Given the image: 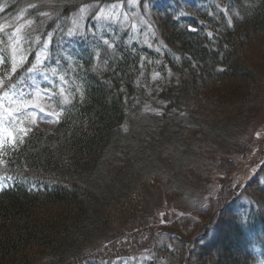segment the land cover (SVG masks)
<instances>
[{
	"label": "trees",
	"instance_id": "trees-1",
	"mask_svg": "<svg viewBox=\"0 0 264 264\" xmlns=\"http://www.w3.org/2000/svg\"><path fill=\"white\" fill-rule=\"evenodd\" d=\"M128 1L8 0L0 14V25H5L4 16L12 19L26 3H32L28 16L33 20L24 38L25 47L50 43L48 51L57 53L56 63L61 66L68 63L67 53L62 52L75 49L74 73L69 72L76 80L72 83L76 92L63 107L55 131L33 130L21 146L3 158L14 185L0 194V264H35L39 254L45 253L49 262L55 257L56 263L79 264L109 233L114 238L112 251L124 250L122 233L143 226L156 204L154 184L146 177L171 175L170 170L178 164L180 157H172L171 148L182 146L180 132L194 124L211 134H215L209 131L211 127L225 131L220 130L223 125H216L223 120L221 115L205 120L201 100L209 99L220 82L259 79L249 69L247 57L253 59L251 39L264 30V0L247 4L244 0L219 1L231 10L232 17L222 13L214 16L205 10L191 11L182 19L166 7H155L149 20V38L167 64L157 62L148 48L131 46L127 34H132L133 28L122 21ZM145 1L138 5L141 12ZM107 4L115 5L116 11L97 18L99 9L104 10ZM83 6L91 7L87 24L94 20L95 24L108 25V30L102 39L96 35L91 43L92 38L77 44L62 39L71 30L67 27L70 18ZM0 36L5 39L4 33ZM34 56L32 53L30 58L34 60ZM2 60L4 67L10 65L8 53H2ZM154 68L156 73L166 69L164 82L151 77ZM168 70L176 76H168ZM193 105L195 108H190ZM146 107L149 110L142 115ZM220 142L211 147L224 149L221 160L224 166H231L227 156L232 144L228 147ZM163 154L168 158L159 161ZM248 185L255 188L251 194L256 198L247 195L250 211L245 222L234 212L237 201L222 210L229 225L225 232H233L230 239L215 223L220 207L213 211L211 226L217 237L209 235L203 240L201 254L218 255L220 262L226 261L222 264L231 260L252 264L249 246L253 229L260 230V239H264V171ZM174 190L171 186L168 193ZM137 192L140 196L133 198ZM180 196L178 193L177 200ZM92 239L95 242L85 253L82 244ZM258 244L264 247L263 240ZM216 250L220 254L213 253Z\"/></svg>",
	"mask_w": 264,
	"mask_h": 264
},
{
	"label": "rangeland",
	"instance_id": "rangeland-1",
	"mask_svg": "<svg viewBox=\"0 0 264 264\" xmlns=\"http://www.w3.org/2000/svg\"><path fill=\"white\" fill-rule=\"evenodd\" d=\"M249 2L252 3L250 0ZM161 3L164 5V0H146L143 4L144 12H141L138 9L140 0H129L122 18L124 23H130L135 28V34H132V43L154 52V58L157 62L162 61L164 56L149 38V20L152 19L150 17L151 11L154 9L153 6L163 7ZM0 4L3 11L7 7L6 1L0 0ZM49 5L50 7L53 6L51 2H49ZM191 6H181L180 11L178 10L181 18L189 16ZM197 6L205 10L204 6ZM114 7L115 5L107 4L104 10L99 9L100 16L96 17L112 14L116 11ZM33 8L32 3H26L12 19H8L7 16L2 19L3 22H6L5 27L1 28L2 31L6 30L7 27L11 30L12 44L9 46L13 58L10 66L11 71H13V63L16 65V70L20 67L22 54L26 52L22 39L28 33V26L33 20L29 19L30 16H28ZM90 9L89 6L78 8L70 18L68 27L72 26L75 32L86 34L87 32L78 25L80 23L84 24ZM133 9H135L134 12ZM13 33H15V36H13ZM64 36L67 37V40L74 38V35L68 37L66 32ZM250 45V55L253 56V59H250V56L246 57L250 66L249 69L254 73L256 72L259 78L257 82H246L240 78L220 82L214 89V94L209 96V99L203 98L201 100L204 103L203 116L206 115V117L204 116L205 120L210 117L216 119L211 115H221L219 119L223 120H220V123L216 122V125H223L220 130L225 131L220 132L211 127L209 131L215 133L211 134L194 124L193 127L186 129L185 133L180 132V134L183 133V136H179L178 140L182 146L178 147L177 144L175 147L171 146L172 157H180V159L178 158V164H175L174 168L170 170L172 174L146 177L154 184L156 204L145 219L143 226L137 227L135 231L122 233L123 236L120 239L121 243H124V250L112 251V247H115V245L114 238L110 233L109 237L111 238H107V235L104 236L101 245L93 249L95 251L92 250V252L90 251V248H92L91 243L95 240L84 241L81 247L83 248L82 251H85V253L90 251V253L79 264H181L183 246L170 240L165 234L156 236L155 231L158 229H175L189 236L197 229L202 228L203 222L212 217L210 214L213 211L215 212L224 202L233 200L238 196L241 200L235 208H238L237 214L241 215L243 221H245L249 209L242 200H247V195H250L253 191L251 189H255L252 185L249 186L248 183L255 179L261 171H264V30L254 36V39H251ZM32 47H28L27 50L29 51ZM46 49L47 47L43 46L39 51L38 62L31 73L27 75L29 77L25 76L26 78L19 81L18 85L2 96L0 105H3V107H0V117L4 118L0 119V128L18 129L24 127L29 131L37 128L47 134L55 131L58 114L45 110L41 106V97H50L53 89H58V91L61 88L71 90L67 87L68 80L63 72H59L57 68L46 67L50 54L46 53ZM54 69L55 72H53ZM156 70V68L152 70V78L156 74ZM2 72L3 70H0V86ZM164 73L165 71H159L158 79L162 82L166 80ZM167 75L176 76L172 70H168ZM60 77H64L63 81ZM156 101L160 102L159 99ZM183 101L185 104L186 100L183 99ZM190 108L195 107L193 105ZM6 109H11L14 113L11 120L7 118ZM145 113V108H142L141 114L144 115ZM207 114H209L208 117ZM236 129L239 131H236L234 136L233 132ZM16 135L18 141H20L21 136L23 138L26 136L18 131ZM220 141L228 147V144H232V151L227 156L228 163L231 162V166H224L221 160L220 153L224 149L220 151L222 148L211 147L214 143H221ZM10 147L14 146L7 142L4 148L0 149V157ZM178 152L179 155L176 154ZM164 154L159 157V161L168 158ZM177 171L181 175L177 174ZM153 174H157V172H153ZM190 183L192 184L190 185ZM171 186L175 190L168 193ZM234 186L238 188L236 191L232 190ZM137 193L133 195V198L140 196V193ZM178 193L183 196H180V199L177 200ZM251 195L256 198L255 195ZM258 196L262 198L261 193H258ZM223 211L218 213L215 223L219 224L220 229L223 230L222 232H225L229 225L226 224L227 221L223 220L225 217ZM226 233L228 235V231L225 232V235ZM232 233L228 235L230 239L233 237ZM215 236L216 234L211 230L210 237ZM96 238L98 237L96 236ZM202 246L203 242L193 247L190 264H217V262L222 264L221 262H226L224 259L220 262L218 255L201 254L199 249ZM213 253L220 254L218 250ZM39 255L41 257L37 258L35 264H60L55 262V257H52L53 260L49 262V255L46 253ZM70 258L68 257L66 260ZM233 259H236V256ZM236 262L231 260L229 264H235Z\"/></svg>",
	"mask_w": 264,
	"mask_h": 264
},
{
	"label": "snow or ice",
	"instance_id": "snow-or-ice-1",
	"mask_svg": "<svg viewBox=\"0 0 264 264\" xmlns=\"http://www.w3.org/2000/svg\"><path fill=\"white\" fill-rule=\"evenodd\" d=\"M231 23V20H229V24ZM17 31H19V29H17ZM209 37L211 38V33L208 34ZM13 36H15V33H13ZM12 37H9V39H11ZM45 47H47V45H45ZM12 70L13 72L16 71V65L15 63H13L12 66ZM53 72H55V69L53 70ZM159 76V73H156L153 77V79H156ZM60 79L63 81L64 77H60ZM64 88L60 89V93L61 95L64 94ZM83 95V94H81ZM65 102L70 103V100H68L67 97H65ZM27 106V105H25ZM0 107H3V105H0ZM34 107V106H33ZM149 109L146 107L145 111H148ZM153 111H156L155 109H153ZM7 112V118L11 120V118L14 116V113L11 109H6ZM159 114V113H157ZM4 117H0V119H3ZM125 131H127V128L124 129ZM17 131L23 135H27V132L29 131V129H26L24 127H19L18 129H14V128H9V127H3L0 128V149H3L5 144L7 142H10L12 146H15L18 142H22V136L20 138V141L17 140ZM4 161L0 160V164H3ZM8 179H11V177H9Z\"/></svg>",
	"mask_w": 264,
	"mask_h": 264
}]
</instances>
